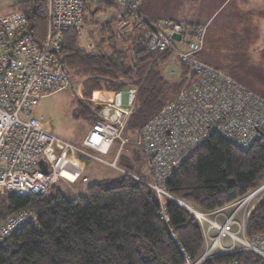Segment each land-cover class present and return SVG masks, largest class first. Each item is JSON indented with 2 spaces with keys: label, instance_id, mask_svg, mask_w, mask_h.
Here are the masks:
<instances>
[{
  "label": "trees",
  "instance_id": "1",
  "mask_svg": "<svg viewBox=\"0 0 264 264\" xmlns=\"http://www.w3.org/2000/svg\"><path fill=\"white\" fill-rule=\"evenodd\" d=\"M100 5L110 6L103 0H88L84 18L90 10L92 15L100 12ZM13 8L27 18L32 38L41 45L48 26V0H22ZM125 16L129 24L144 25L140 17ZM112 23L106 24L102 39L93 44L94 53L79 46L80 34L65 33L59 58L70 81L83 84L78 115L91 126L98 121L99 107L112 103L116 93L135 88V112L127 128L135 133L194 76L178 62L177 78L168 80L165 70L172 57L150 52L148 35L121 34ZM134 176L148 179L128 171L94 183L86 195L73 199L56 187L48 196L0 193V227L21 211L37 214L36 226L24 225L0 239V264H188L199 260L205 242L196 217L184 205L168 199L164 204L168 221H164L154 190ZM263 182L264 138L242 150L214 135L171 175L167 190L176 200L213 213L244 198ZM246 234L249 239L264 237V197L248 219ZM233 260L264 264V258L253 252L221 256L204 264Z\"/></svg>",
  "mask_w": 264,
  "mask_h": 264
},
{
  "label": "built area",
  "instance_id": "2",
  "mask_svg": "<svg viewBox=\"0 0 264 264\" xmlns=\"http://www.w3.org/2000/svg\"><path fill=\"white\" fill-rule=\"evenodd\" d=\"M87 1L48 0V26L41 45L32 38L22 13L0 14V193L48 196L67 177L65 170L74 160H85L92 154L107 156L118 145L119 152L110 164L117 168L120 153L130 145L125 132L135 112V88L126 89V104L120 91L111 105L99 108L98 121L79 145L56 137L31 113L44 98L70 86L59 53L65 33H82ZM141 1L116 0L127 8V14L140 17V23L150 28L148 50L170 55L186 65L194 78L138 131L134 145L144 161L148 179L134 177L154 190L164 221H168L164 209L168 199L184 205L199 221L205 251L199 260L188 264H204L239 252H253L264 258V237L249 239L246 234L248 219L264 197V185L213 213L189 207L167 190L171 175L214 135L242 150L263 139L264 97L199 59L207 25L149 21L139 13ZM176 35L181 37L179 41L174 38ZM87 48L94 53L93 45ZM41 162L46 164L47 172ZM87 181L83 178V182ZM36 223L35 212L21 211L0 227V239ZM172 237L175 239L174 234ZM222 264L243 263L233 260Z\"/></svg>",
  "mask_w": 264,
  "mask_h": 264
},
{
  "label": "rangeland",
  "instance_id": "3",
  "mask_svg": "<svg viewBox=\"0 0 264 264\" xmlns=\"http://www.w3.org/2000/svg\"><path fill=\"white\" fill-rule=\"evenodd\" d=\"M19 1L22 0H0V14L14 11L13 5ZM103 1L110 6L100 5L98 9L101 11H97V14L92 15L90 10V12L85 15L82 24V33L79 39V46L81 48L86 49L89 44L93 45L96 41L101 40V31L107 23L112 21H114V23H112L114 31H118L121 34H130L137 37L140 35L146 36L150 33V28L145 25H139V23L135 25L129 24L128 18L125 16L127 8L119 5L116 0ZM220 2H222V0H147L145 7L141 8L139 4L140 6L138 9H142L141 11H143L144 8L147 9L149 13L147 20L149 21L171 20L182 24L198 23L202 22V19L207 16L211 5L215 6ZM239 3L240 0H234L222 16L234 10ZM232 18L233 17L230 16L229 19L231 20ZM225 21H227L226 18L223 19V17L221 18L219 16L217 24H215L216 27L212 25L213 27L210 34L212 40L209 38L210 43L208 45L206 44L205 49L199 54V59L205 61L208 54V59L215 65H218L220 60L233 63V65L236 66L235 70H238L234 74L235 80L264 97V30L257 32V34H254L252 30L248 31V41L251 42L254 40L259 42L260 45L257 51H255V54H252L249 44L244 45L242 39V44L238 45L240 43L238 33L236 35V33L229 28L232 24H227V30L223 29V36H217L216 30L218 29V23H224ZM126 64H130V54L127 57ZM179 66L180 64L173 59L168 63L165 70V76L168 80L171 79V81H174V79L177 78L175 76H177L179 72ZM83 88L81 82L71 81L67 89L44 98L39 106L32 108V116L40 119L52 134L61 140L72 144H81L91 127L87 119L78 115L82 110L80 101L82 100ZM123 101L125 104L127 103L126 90L123 91ZM111 104L112 103L106 105ZM125 135L130 140V145L120 153V160L117 163V168L112 169L108 166V164H112L114 161L113 157L116 158L119 152V146L115 145L110 157H99L92 154V157L84 160L88 166L84 174V176L88 178V182L79 181L77 186L72 187L71 190L64 188L63 182H61L57 186L58 191L70 199H73L86 195L87 190L94 185V183L114 175H120V171L126 173L130 171L133 175L148 176V174H145L147 172L145 164L142 163L139 165L131 156L132 149L137 150V146L134 144L137 141L138 132H130L127 129ZM97 157L100 158L101 161L97 160ZM106 168L108 169V172L105 171L104 174L106 176L101 177L98 172ZM68 170H72V166H70ZM261 185H264V182Z\"/></svg>",
  "mask_w": 264,
  "mask_h": 264
},
{
  "label": "crops",
  "instance_id": "4",
  "mask_svg": "<svg viewBox=\"0 0 264 264\" xmlns=\"http://www.w3.org/2000/svg\"><path fill=\"white\" fill-rule=\"evenodd\" d=\"M146 1L147 0H142V2L140 3L141 6L140 5L139 6L141 8L145 7ZM233 1L234 0H222V2L218 3L215 6L211 5V8L209 9L207 16H205L202 19V22L185 23V24H204V25L208 26L203 50L205 49L206 44L208 45L210 43L209 38H210V34H211V29L213 27L212 25L217 24V21H218L219 16H220L221 18L223 17V19L226 18L227 21H225L224 23L223 22H219L218 23V25H217L218 29L216 30L217 36H223L224 35L223 29L225 30L226 28H228L227 24L228 25L232 24V26L229 27V28L231 29V31L236 33V35L238 33V36L240 38V43L238 45L242 44V41H241V39H242L243 42H244V45H246V44L248 45L249 44V46H250V48L252 50L251 51L252 54H255V51H257L258 46H260L259 42L254 41V40L249 42L248 41V31L252 30V32L254 34H257V32L264 30V0H240V3L236 5V8L234 10L228 12L225 16L224 15L222 16V14H224L225 10L228 8V6ZM141 10L139 9V13L141 14V16L143 18L148 19L149 13H148L147 9L144 8L143 11H141ZM230 16L233 17L231 20L229 19ZM232 21H233V23H232ZM215 27H216V25H215ZM210 40H212V39L210 38ZM238 45H236V46H238ZM237 54H239V53H237ZM208 56L209 55L207 54L206 60L203 61V62H205V63H207V64H209V65H211V66H213V67L225 72V73H227L229 76H231L233 79H235L234 74L238 70H235L236 66L233 65V63H230L228 61L223 62V61H221L219 59L220 63L218 65H215L210 59H208ZM114 147H113V149H114ZM113 149L111 150L110 154L107 155V156H99L97 154H95V156L110 157V155L113 152ZM131 156L135 160V162L138 163L139 165L144 163L140 153L137 150L132 149ZM113 158H114V161H115V157H113ZM99 161H101V160H99ZM110 164H108L109 167H111ZM72 165H73L72 166V170L69 171L68 170L69 167L65 170V175L67 177L65 179H62L55 186L56 188H58L57 186L61 182H63V187L66 188L67 190H71L72 187H76L77 186L79 181L83 182V178H87V177L84 176V174H85L88 166H87V164H86V162L84 160H79V161L74 160L72 162ZM111 168L114 169L113 167H111ZM105 171L108 172V169L106 168L105 170L99 171L98 174L101 177L102 176H106V175H104ZM122 174H124V173L122 171H120V175H114V176H111L109 178H105L103 180L115 179V178L120 177ZM145 174L147 175L148 172H146ZM103 180H100V181H103Z\"/></svg>",
  "mask_w": 264,
  "mask_h": 264
},
{
  "label": "water",
  "instance_id": "5",
  "mask_svg": "<svg viewBox=\"0 0 264 264\" xmlns=\"http://www.w3.org/2000/svg\"><path fill=\"white\" fill-rule=\"evenodd\" d=\"M174 38L178 41L181 39V37L179 35H176ZM40 166L42 167L43 171L47 172V167H46V164L44 162H41Z\"/></svg>",
  "mask_w": 264,
  "mask_h": 264
},
{
  "label": "bare ground",
  "instance_id": "6",
  "mask_svg": "<svg viewBox=\"0 0 264 264\" xmlns=\"http://www.w3.org/2000/svg\"><path fill=\"white\" fill-rule=\"evenodd\" d=\"M70 166H73V165L70 163V164L67 166V168L70 167Z\"/></svg>",
  "mask_w": 264,
  "mask_h": 264
}]
</instances>
